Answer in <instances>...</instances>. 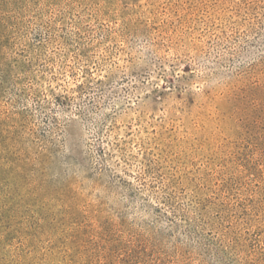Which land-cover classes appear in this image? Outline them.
I'll list each match as a JSON object with an SVG mask.
<instances>
[{
  "label": "rangeland",
  "instance_id": "374dc122",
  "mask_svg": "<svg viewBox=\"0 0 264 264\" xmlns=\"http://www.w3.org/2000/svg\"><path fill=\"white\" fill-rule=\"evenodd\" d=\"M0 264H264V0H0Z\"/></svg>",
  "mask_w": 264,
  "mask_h": 264
}]
</instances>
